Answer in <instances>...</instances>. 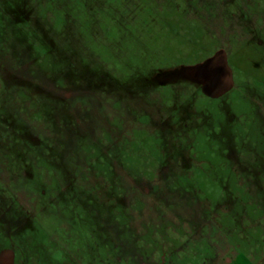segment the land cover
Returning <instances> with one entry per match:
<instances>
[{"label": "rangeland", "instance_id": "374dc122", "mask_svg": "<svg viewBox=\"0 0 264 264\" xmlns=\"http://www.w3.org/2000/svg\"><path fill=\"white\" fill-rule=\"evenodd\" d=\"M0 264H264V0H0Z\"/></svg>", "mask_w": 264, "mask_h": 264}, {"label": "water", "instance_id": "95a60500", "mask_svg": "<svg viewBox=\"0 0 264 264\" xmlns=\"http://www.w3.org/2000/svg\"><path fill=\"white\" fill-rule=\"evenodd\" d=\"M217 69L222 71L226 76V86H212L214 83V76L217 72ZM183 75L191 80L197 81L200 84H203V90L206 91L211 96H218L230 88L231 79L230 72L226 66L225 59L223 54L218 53L213 58L207 60L206 62L188 67L184 69ZM223 88V89H221Z\"/></svg>", "mask_w": 264, "mask_h": 264}, {"label": "flooded vegetation", "instance_id": "af4514ba", "mask_svg": "<svg viewBox=\"0 0 264 264\" xmlns=\"http://www.w3.org/2000/svg\"><path fill=\"white\" fill-rule=\"evenodd\" d=\"M213 80H214V83L212 84L213 87L214 86L219 87V86H221V85H218L219 83L223 82L222 84H224L227 82L225 74L218 69H217V72L215 73Z\"/></svg>", "mask_w": 264, "mask_h": 264}]
</instances>
